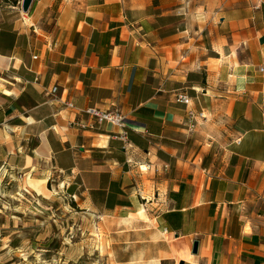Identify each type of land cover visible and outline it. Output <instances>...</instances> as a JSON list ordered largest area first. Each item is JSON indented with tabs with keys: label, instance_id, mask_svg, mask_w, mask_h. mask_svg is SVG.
Wrapping results in <instances>:
<instances>
[{
	"label": "crops",
	"instance_id": "0c3cea01",
	"mask_svg": "<svg viewBox=\"0 0 264 264\" xmlns=\"http://www.w3.org/2000/svg\"><path fill=\"white\" fill-rule=\"evenodd\" d=\"M21 3L0 5V190L64 184L118 224V264H264V0ZM88 108L127 144L72 127Z\"/></svg>",
	"mask_w": 264,
	"mask_h": 264
},
{
	"label": "rangeland",
	"instance_id": "374dc122",
	"mask_svg": "<svg viewBox=\"0 0 264 264\" xmlns=\"http://www.w3.org/2000/svg\"><path fill=\"white\" fill-rule=\"evenodd\" d=\"M21 184L0 190V264L119 263L112 233L118 224L74 201L58 181L44 185L45 196L25 188V179Z\"/></svg>",
	"mask_w": 264,
	"mask_h": 264
},
{
	"label": "built area",
	"instance_id": "2783aa9c",
	"mask_svg": "<svg viewBox=\"0 0 264 264\" xmlns=\"http://www.w3.org/2000/svg\"><path fill=\"white\" fill-rule=\"evenodd\" d=\"M263 71V69H260ZM57 92V87L52 88L50 91V95H55ZM176 102L188 105L189 99L184 95H177ZM65 107L69 110L75 111L76 108L72 103L66 102ZM78 114H83L89 118L87 122H81L79 120H75L71 123L72 127L77 128L79 131H87L93 132L98 131L102 128V126L108 124L117 129V133H112L110 138L114 140H119L124 144H127V131L126 125L124 123L123 116L116 110L112 111H102L97 108H88L85 110H78ZM199 118H203V115L200 113L197 115ZM194 115L192 113H188L187 126L188 130L191 132L193 130L194 125L192 124V120Z\"/></svg>",
	"mask_w": 264,
	"mask_h": 264
},
{
	"label": "bare ground",
	"instance_id": "6f19581e",
	"mask_svg": "<svg viewBox=\"0 0 264 264\" xmlns=\"http://www.w3.org/2000/svg\"><path fill=\"white\" fill-rule=\"evenodd\" d=\"M44 184L45 181H34L32 179L27 178L25 185L30 188L36 194V196H45L46 191L44 188ZM61 186L62 185H60V187ZM180 257L184 258L185 260L189 259L188 254H181Z\"/></svg>",
	"mask_w": 264,
	"mask_h": 264
},
{
	"label": "water",
	"instance_id": "95a60500",
	"mask_svg": "<svg viewBox=\"0 0 264 264\" xmlns=\"http://www.w3.org/2000/svg\"><path fill=\"white\" fill-rule=\"evenodd\" d=\"M31 0H22L21 3V11L23 13H26L28 11V8L30 6ZM197 247H198V243L194 242L193 246H192V255H195L197 253Z\"/></svg>",
	"mask_w": 264,
	"mask_h": 264
}]
</instances>
